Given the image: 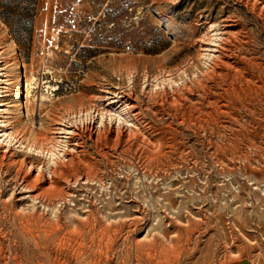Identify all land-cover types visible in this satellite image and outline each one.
<instances>
[{"label":"rangeland","instance_id":"obj_1","mask_svg":"<svg viewBox=\"0 0 264 264\" xmlns=\"http://www.w3.org/2000/svg\"><path fill=\"white\" fill-rule=\"evenodd\" d=\"M0 264H264V0H0Z\"/></svg>","mask_w":264,"mask_h":264},{"label":"bare ground","instance_id":"obj_2","mask_svg":"<svg viewBox=\"0 0 264 264\" xmlns=\"http://www.w3.org/2000/svg\"><path fill=\"white\" fill-rule=\"evenodd\" d=\"M169 86L170 87H172L173 88V86H172V84H169ZM127 115V114H126ZM92 118V116H91V114H87L83 119H81L80 121H83V122H85V121H88V120H90ZM116 122L118 125H121V124H123V123H129V121H128V119L127 118H122L121 117V115H118V116H116V118H114V116H112V115H104V114H101V118H100V121H99V125L100 126H102V125H104L105 123H107V122H109V123H112V122ZM11 138L12 137H10L9 136V142L8 143H11L12 141H11ZM60 151H58L56 154H53V155H51V160H52V162H55L56 161V159L58 158V157H60ZM104 237V236H103ZM93 238V237H92ZM102 238V237H101ZM82 246V245H81ZM78 248V247H77ZM85 248V247H84ZM80 249V248H79ZM81 249H82V247H81ZM90 249V248H89ZM92 250V249H91ZM137 250L139 251L140 250V248L138 247L137 248ZM88 251V250H87ZM90 251V250H89ZM78 252V251H77ZM83 255V254H82ZM81 258H82V256H81Z\"/></svg>","mask_w":264,"mask_h":264}]
</instances>
